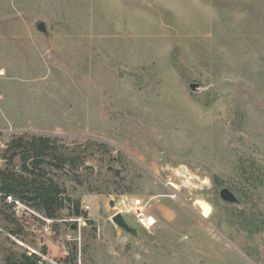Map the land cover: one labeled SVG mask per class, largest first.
<instances>
[{
    "label": "rangeland",
    "instance_id": "1",
    "mask_svg": "<svg viewBox=\"0 0 264 264\" xmlns=\"http://www.w3.org/2000/svg\"><path fill=\"white\" fill-rule=\"evenodd\" d=\"M21 135L83 161L27 162L53 218L0 193V264H264V0H0V170Z\"/></svg>",
    "mask_w": 264,
    "mask_h": 264
},
{
    "label": "trees",
    "instance_id": "2",
    "mask_svg": "<svg viewBox=\"0 0 264 264\" xmlns=\"http://www.w3.org/2000/svg\"><path fill=\"white\" fill-rule=\"evenodd\" d=\"M49 136L31 135L30 137L21 135L14 137L7 151L10 152L9 162L18 154L21 155L23 168L29 171L26 175L14 169L0 170V193L5 199L6 196L15 197L18 200L29 202L32 206L42 210L46 217L53 218L64 207V198L61 195L58 184L52 178H45L34 173L33 168L29 169L27 162L31 160V166L37 167L42 158L50 157L55 161L56 166L70 164L78 165L83 161L82 155H67L57 146L51 145ZM248 182H251L249 179ZM252 183V182H251ZM73 212L80 215L79 203H74ZM9 264H43L38 262V257L34 254L23 252L19 259L12 260Z\"/></svg>",
    "mask_w": 264,
    "mask_h": 264
},
{
    "label": "water",
    "instance_id": "3",
    "mask_svg": "<svg viewBox=\"0 0 264 264\" xmlns=\"http://www.w3.org/2000/svg\"><path fill=\"white\" fill-rule=\"evenodd\" d=\"M38 29L46 32V29H45V26H44V22H39L38 25H37ZM197 83L195 82H190L189 83V87L191 90H196V87H197ZM163 157H165V153L162 155ZM181 172L183 173H186V170L184 169V167H180L179 169ZM219 197L227 202H231L235 205H240L241 201L240 199L236 196V194L228 187H222L220 190H219ZM109 204L110 206L114 207V200L111 199L109 201ZM111 221L125 229L126 231L128 232H135V229L133 227H131L128 222L125 220L123 214L121 212H117L115 213L112 217H111ZM73 228H76V224H73Z\"/></svg>",
    "mask_w": 264,
    "mask_h": 264
},
{
    "label": "built area",
    "instance_id": "4",
    "mask_svg": "<svg viewBox=\"0 0 264 264\" xmlns=\"http://www.w3.org/2000/svg\"><path fill=\"white\" fill-rule=\"evenodd\" d=\"M7 198L8 200L9 199L11 200V196H8ZM125 199H127V197H125L124 200H122V202L124 203V205H128V208H126V210L128 212H132L140 224L148 228L156 222L153 216L148 215L146 213L144 205L140 203L138 198L132 197L128 202H125ZM14 202L16 203V206L18 207L19 201L15 199ZM83 208L84 210L88 209L87 206H84ZM149 219H152V220H149ZM75 221H77L78 224H81L82 217L80 216L76 218ZM38 262L41 263L42 261L39 260Z\"/></svg>",
    "mask_w": 264,
    "mask_h": 264
}]
</instances>
